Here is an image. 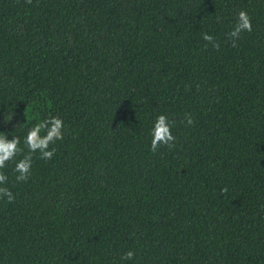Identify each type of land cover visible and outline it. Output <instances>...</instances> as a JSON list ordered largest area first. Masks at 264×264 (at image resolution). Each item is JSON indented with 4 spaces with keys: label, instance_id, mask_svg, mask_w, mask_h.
Returning <instances> with one entry per match:
<instances>
[{
    "label": "trees",
    "instance_id": "16d2710c",
    "mask_svg": "<svg viewBox=\"0 0 264 264\" xmlns=\"http://www.w3.org/2000/svg\"><path fill=\"white\" fill-rule=\"evenodd\" d=\"M49 115L64 139L17 183ZM0 133L24 149L0 264H264V0H0Z\"/></svg>",
    "mask_w": 264,
    "mask_h": 264
},
{
    "label": "clouds",
    "instance_id": "9594fccd",
    "mask_svg": "<svg viewBox=\"0 0 264 264\" xmlns=\"http://www.w3.org/2000/svg\"><path fill=\"white\" fill-rule=\"evenodd\" d=\"M27 4H31L32 0H25ZM252 22L246 10L238 11L236 15V22L232 29L228 32L227 37L231 41L232 46H237L241 33L251 32ZM203 40L210 43L213 48L219 49V43L215 41V38L208 34H202ZM185 121L188 125L194 123L192 115L190 113L185 114ZM172 123L169 122L168 117L165 114L158 115L150 129L151 143L150 150L156 152L161 145H165L168 148L174 147L176 137L171 131ZM64 121L57 115H49L42 120H39L31 128L28 129L23 144L27 148V153H24V149L20 147L21 138L19 136H13L12 139H8L6 134L0 133V169L6 167L7 162L14 160L17 155L22 153L21 159L16 161L14 172L17 173L15 180L17 183L27 182L32 175V154L39 153V159L49 161L51 160L56 149L50 148L58 140L64 139ZM44 133L43 135L41 133ZM8 182V177L0 171V199H6L8 203L15 200V196L12 191L4 186ZM228 189L222 188L221 193H227ZM135 257L133 250H128L121 257L122 261L132 260Z\"/></svg>",
    "mask_w": 264,
    "mask_h": 264
}]
</instances>
